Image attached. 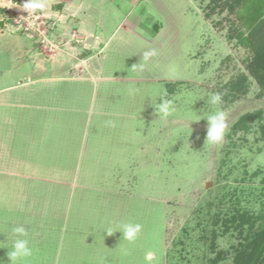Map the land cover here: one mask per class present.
<instances>
[{
    "label": "rangeland",
    "instance_id": "rangeland-1",
    "mask_svg": "<svg viewBox=\"0 0 264 264\" xmlns=\"http://www.w3.org/2000/svg\"><path fill=\"white\" fill-rule=\"evenodd\" d=\"M9 1L0 168L26 173L0 175V242L23 226L25 264H241L264 223V67L236 35L264 0L243 15L231 0H75L88 17ZM216 111L219 145L204 119ZM126 223L142 225L135 242L115 232Z\"/></svg>",
    "mask_w": 264,
    "mask_h": 264
},
{
    "label": "clouds",
    "instance_id": "clouds-1",
    "mask_svg": "<svg viewBox=\"0 0 264 264\" xmlns=\"http://www.w3.org/2000/svg\"><path fill=\"white\" fill-rule=\"evenodd\" d=\"M23 9L27 12H35L36 10H42L46 8L44 0H27L22 5ZM156 55L155 51H146L143 56L145 61L150 57ZM207 103L211 105H218L222 103V95L220 93H212L207 97ZM162 117H167L173 111L174 101L167 98V92L162 93L161 102L155 109ZM207 120V143L213 145L221 144L225 139L227 130L226 116L223 111H216L212 115L206 116ZM122 233V238L129 243L135 242L139 234L142 232L141 224L126 223L123 224L117 231ZM104 233L108 236L113 235L111 228L105 229ZM12 235L14 239L11 241L10 248L8 247V241L0 242V249H7V259L9 264H25V262L33 256V249L29 247V241L25 238L27 231L23 226L14 227L12 229ZM154 253L149 251L146 253V258L151 259ZM0 264H5L4 260L0 259Z\"/></svg>",
    "mask_w": 264,
    "mask_h": 264
},
{
    "label": "trees",
    "instance_id": "trees-1",
    "mask_svg": "<svg viewBox=\"0 0 264 264\" xmlns=\"http://www.w3.org/2000/svg\"><path fill=\"white\" fill-rule=\"evenodd\" d=\"M249 2L250 0H231L228 6H236V11L243 15L241 9L246 8L247 4H250ZM253 7H255L254 14L247 15L243 23V27L248 31V34L244 35V32L240 31L236 37L241 45L255 50L257 58L262 59L261 63L263 65L261 66L264 67V22L262 21L264 3L263 5L256 4ZM258 230L255 233L253 232L252 237H250L252 250L250 254L247 253L241 257V264H259L261 261L264 255V223L259 226Z\"/></svg>",
    "mask_w": 264,
    "mask_h": 264
},
{
    "label": "crops",
    "instance_id": "crops-1",
    "mask_svg": "<svg viewBox=\"0 0 264 264\" xmlns=\"http://www.w3.org/2000/svg\"><path fill=\"white\" fill-rule=\"evenodd\" d=\"M48 2H50L51 3V7L52 6H54V4L55 3H53L54 1L53 0H47ZM57 3L56 4H62V3H65V5H63V7L64 8H66V10H68V11H76L77 9H75V8H81V9H79V11L81 12V14H80V16H89L90 14H89V7H85V5H83V7H78V4H75L76 2H75V0H58V1H56ZM9 3L11 4V2L9 1V0H0V7H2L3 9L4 8H9L11 5H9ZM80 3V2H79ZM80 5V4H79ZM59 6H61V5H59ZM59 6H57V7H55L54 6V10H56V11H58L59 9H61L62 8V6H61V8L59 7ZM10 8H13V6H11ZM57 8V9H56ZM83 8H84V10L87 12V13H85L84 12V10H83ZM43 10V9H42ZM88 10V11H87ZM70 11V12H71ZM77 12V11H76ZM0 22H2L3 24L0 26V37H4V36H6V32H8L9 31V28H10V26H9V24L8 23H6L4 20H2V19H0ZM12 27V26H11ZM81 28V27H80ZM9 39H11L12 40V42L14 43V44H17V43H19V49L20 50H18L17 52L19 53V54H23L24 55V57L25 56H27L28 54V52L26 51V45L24 44L25 43V41L24 40H22V38H20V37H18V36H11ZM97 39V38H96ZM90 43H94V45H99L98 44V40H95V41H92V42H90ZM6 101L4 100V99H0V106H3V107H5L6 106V103H5ZM4 149V148H3ZM1 158H0V164H1ZM4 160V159H3ZM4 162H6V160H4ZM2 164H4V165H0V167H2V166H4V167H6V163H2ZM23 167H25L22 163H20L19 164V168H23ZM2 168H0V175H6V176H9V177H16V176H18V175H20V173H22L23 175L26 173V172H23L24 170H20L19 171V169H18V171L17 170H5L4 169V171H2L1 170ZM28 169V164H26V167H25V170H27Z\"/></svg>",
    "mask_w": 264,
    "mask_h": 264
},
{
    "label": "built area",
    "instance_id": "built-area-1",
    "mask_svg": "<svg viewBox=\"0 0 264 264\" xmlns=\"http://www.w3.org/2000/svg\"><path fill=\"white\" fill-rule=\"evenodd\" d=\"M19 17H21V18H22V14H21ZM25 30H26V29H25Z\"/></svg>",
    "mask_w": 264,
    "mask_h": 264
},
{
    "label": "water",
    "instance_id": "water-1",
    "mask_svg": "<svg viewBox=\"0 0 264 264\" xmlns=\"http://www.w3.org/2000/svg\"><path fill=\"white\" fill-rule=\"evenodd\" d=\"M3 23L2 22H0V26L2 25Z\"/></svg>",
    "mask_w": 264,
    "mask_h": 264
}]
</instances>
